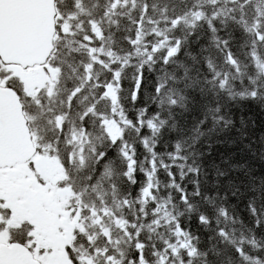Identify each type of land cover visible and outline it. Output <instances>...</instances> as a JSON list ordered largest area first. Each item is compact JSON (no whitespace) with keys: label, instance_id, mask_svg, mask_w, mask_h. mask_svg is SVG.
Instances as JSON below:
<instances>
[{"label":"snow or ice","instance_id":"snow-or-ice-1","mask_svg":"<svg viewBox=\"0 0 264 264\" xmlns=\"http://www.w3.org/2000/svg\"><path fill=\"white\" fill-rule=\"evenodd\" d=\"M244 105L264 0H0V264H264Z\"/></svg>","mask_w":264,"mask_h":264},{"label":"trees","instance_id":"trees-1","mask_svg":"<svg viewBox=\"0 0 264 264\" xmlns=\"http://www.w3.org/2000/svg\"><path fill=\"white\" fill-rule=\"evenodd\" d=\"M242 111L237 110L236 117L237 120L239 116L243 115L246 120L249 121L250 126L252 127L255 136L254 138H258L260 135L264 134V110L258 108L255 105H244L242 106ZM240 148L243 145L239 146ZM216 148L219 152H234L237 156L244 155L245 153H241L236 145L233 144H220L216 145ZM250 156V154H248ZM253 164L257 171L261 170V162L259 160H254Z\"/></svg>","mask_w":264,"mask_h":264}]
</instances>
